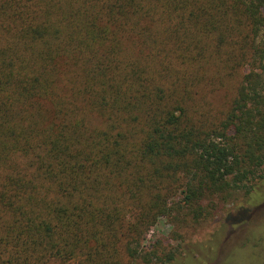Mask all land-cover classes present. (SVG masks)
Instances as JSON below:
<instances>
[{
    "label": "trees",
    "instance_id": "trees-1",
    "mask_svg": "<svg viewBox=\"0 0 264 264\" xmlns=\"http://www.w3.org/2000/svg\"><path fill=\"white\" fill-rule=\"evenodd\" d=\"M263 9L0 0V264H130L262 179Z\"/></svg>",
    "mask_w": 264,
    "mask_h": 264
},
{
    "label": "rangeland",
    "instance_id": "rangeland-1",
    "mask_svg": "<svg viewBox=\"0 0 264 264\" xmlns=\"http://www.w3.org/2000/svg\"><path fill=\"white\" fill-rule=\"evenodd\" d=\"M262 174L226 200L215 198L216 205L198 218L186 210L159 218L142 241L141 256L130 264H264V169ZM243 208L249 210L246 220L226 222Z\"/></svg>",
    "mask_w": 264,
    "mask_h": 264
}]
</instances>
